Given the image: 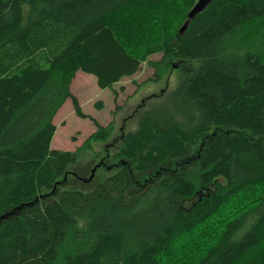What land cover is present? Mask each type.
<instances>
[{
    "label": "trees",
    "instance_id": "16d2710c",
    "mask_svg": "<svg viewBox=\"0 0 264 264\" xmlns=\"http://www.w3.org/2000/svg\"><path fill=\"white\" fill-rule=\"evenodd\" d=\"M197 1L0 0V264H264V0H213L181 35ZM166 61L171 114L149 98L81 181L51 148L68 100L87 117L76 74L112 90ZM94 123L86 151L113 137Z\"/></svg>",
    "mask_w": 264,
    "mask_h": 264
},
{
    "label": "rangeland",
    "instance_id": "374dc122",
    "mask_svg": "<svg viewBox=\"0 0 264 264\" xmlns=\"http://www.w3.org/2000/svg\"><path fill=\"white\" fill-rule=\"evenodd\" d=\"M159 60H161L160 55L150 59L151 62ZM170 64L169 61L163 63L159 71L160 80L158 81H155L154 76L156 69L150 64H144L135 76L122 80L112 90H101L97 86L95 77L78 72L71 85V93L77 99L87 117L81 118L78 116L71 100H68L54 119L57 128L51 148L72 153L79 151L76 170L86 178L90 177L89 175H91L95 165L103 157L113 155L125 135L136 131L137 122L135 118L141 112V109H144L145 105L148 104L149 98L155 97L150 102L152 110L161 113L164 117L171 114L173 102L169 94L179 84V73L172 70ZM174 67L177 68L178 65ZM94 121L102 127L113 125V137L105 145L93 143L92 150L86 151L81 148L97 130ZM122 128L125 135L120 138ZM106 146L115 148L106 149ZM106 150H110L109 153L106 154ZM96 158L98 159L96 160ZM113 165H117V163ZM108 170L110 171V169ZM93 182L96 183V179ZM93 182L90 183V186ZM189 205L190 203L186 207Z\"/></svg>",
    "mask_w": 264,
    "mask_h": 264
},
{
    "label": "water",
    "instance_id": "95a60500",
    "mask_svg": "<svg viewBox=\"0 0 264 264\" xmlns=\"http://www.w3.org/2000/svg\"><path fill=\"white\" fill-rule=\"evenodd\" d=\"M212 1L213 0H198L197 1V3L195 4V6L188 13V15H187V21L184 23V25L180 29V34L181 35H183L188 30L191 21L193 19H195V17L197 15H199L202 12H204V10L212 3ZM96 169H97V167L92 171V173H91V175H90V177L88 179H82V178H80V180L81 181H84L86 183L91 182L93 180V178H94V174H95ZM11 216H13V213L12 214H7V215H3L0 218V222H2L3 220H6L8 218H10Z\"/></svg>",
    "mask_w": 264,
    "mask_h": 264
},
{
    "label": "flooded vegetation",
    "instance_id": "af4514ba",
    "mask_svg": "<svg viewBox=\"0 0 264 264\" xmlns=\"http://www.w3.org/2000/svg\"><path fill=\"white\" fill-rule=\"evenodd\" d=\"M125 131H124V129L122 128L121 129V135H120V138H123V136L125 135V133H124ZM108 157V156H107ZM96 167H98V165H96ZM95 167V168H96ZM110 169V168H109Z\"/></svg>",
    "mask_w": 264,
    "mask_h": 264
}]
</instances>
